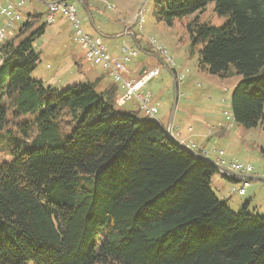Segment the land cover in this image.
I'll use <instances>...</instances> for the list:
<instances>
[{
  "label": "trees",
  "instance_id": "obj_1",
  "mask_svg": "<svg viewBox=\"0 0 264 264\" xmlns=\"http://www.w3.org/2000/svg\"><path fill=\"white\" fill-rule=\"evenodd\" d=\"M210 3L224 25L196 18L185 29L202 46L201 71L242 76L232 115L255 128L264 123V0H170L155 15L173 26ZM43 17L29 14L0 44V152L9 158L0 163V264H264V214L220 200L213 161L119 105L113 79L58 95L31 79ZM142 51L161 58L150 44Z\"/></svg>",
  "mask_w": 264,
  "mask_h": 264
},
{
  "label": "rangeland",
  "instance_id": "obj_2",
  "mask_svg": "<svg viewBox=\"0 0 264 264\" xmlns=\"http://www.w3.org/2000/svg\"><path fill=\"white\" fill-rule=\"evenodd\" d=\"M6 1L0 0V5L5 4ZM19 1L21 0H11L15 11L20 14L23 21L27 19L29 14L36 12L44 14L42 23L47 24L48 4L52 3L53 0H25V4L22 7H18ZM87 1L88 7L91 9L89 12L94 25L91 24L86 14L85 5L83 6L80 2L72 0L77 5L83 27L88 32L94 35L97 34L103 40L109 52L120 53L124 46L137 49L139 57L133 58L130 64L129 62L126 63V66L132 65L131 67L137 70L139 65H142V61H145L148 67H152L153 64L158 65L159 63L155 58L149 59L147 57L148 54L142 51L153 39L164 47L174 59L177 65L175 69L179 72V76L182 74L184 77L183 81L178 83V101L173 117H171V113L175 100L174 78L176 77L174 74L167 67L159 64L162 70L161 76L154 80L151 85L154 94L162 103L161 110H164V114H167L169 121L172 119L174 127L176 126L177 128L182 122L185 125V129L194 127L195 131L203 134L210 135L212 133L213 136L210 142L204 140L210 150L213 147L224 150L231 159L251 165L255 173L264 176V123H260L255 128L247 129L237 124L232 115L231 98L234 89L243 80L242 76L237 75L233 68H230L227 77H220L201 71L198 52L202 46L194 47L190 35L185 29L186 22L196 18L201 23H208L216 27L224 25L226 19L219 17L215 11L214 3H210L202 13H195L184 19L175 20L173 26H168L166 23L157 20L155 12L165 7L170 0ZM88 7L86 8L88 9ZM142 9H144L145 24L142 32H140L139 28L134 26V22ZM3 20L0 16V22ZM62 25L64 26L60 28L64 30L67 40L60 43L55 40V37L57 35L56 30ZM47 27L48 33L46 37L50 41L51 46L44 51L38 50L40 51V61L32 73L31 79H39V81L43 79L45 82L44 87L54 88L57 91L56 95L75 85L91 83L86 79L79 80L80 82L73 80L78 78L77 68L74 67L69 72L65 67L68 61L67 48L71 46L79 51V46L72 39L68 24L59 17L54 24H47ZM128 30H133V34L126 32ZM137 42H139V45ZM81 62L87 63L84 60V56ZM73 74L77 75L72 78ZM103 78L102 81L105 84V88L113 84L112 78L108 74H105ZM123 95L124 93L121 96ZM135 100L128 101L124 108H133L137 101ZM8 103L5 100L4 104L7 105ZM22 119L20 118L18 121L14 119V122L20 123L23 121ZM7 161H9V158L0 152V163ZM241 183L229 181L218 173L214 177L212 190L218 198L222 197V194L226 195L224 197H227L228 205L234 212H238L247 203H250V200L251 202L255 200L253 196H249V190L245 196L232 192L233 188L240 186ZM255 183L262 185V197H264V181ZM222 184L224 186L220 191ZM262 201L263 199L259 198L253 206L254 208H249V211H253L256 206L259 207ZM261 208L257 211L263 214ZM25 264L31 263L26 262Z\"/></svg>",
  "mask_w": 264,
  "mask_h": 264
},
{
  "label": "built area",
  "instance_id": "obj_3",
  "mask_svg": "<svg viewBox=\"0 0 264 264\" xmlns=\"http://www.w3.org/2000/svg\"><path fill=\"white\" fill-rule=\"evenodd\" d=\"M24 4L25 0H21L18 3V7H22ZM111 9L113 8L111 7ZM0 16L5 20H3V25L0 27V44H2L12 35L17 25L21 23L22 17L15 11L11 0H7L5 4L0 5ZM59 17L66 18L70 23L75 41L84 52V60L91 66L102 67L104 72L120 85L121 89L124 91V95L119 98V105L122 106L128 101L136 99L139 109L146 117L149 119H158L159 104L152 102V95L150 92L143 93L142 91L146 88L149 81L160 74V70H145L138 80H129L127 77L129 71L126 63L138 56L137 49L124 46L120 50V58H111L103 40L85 31L79 16L78 7L72 1H56L48 4L46 15L47 24H54ZM144 24V9H142L135 18L134 26H137L140 32H142ZM149 44L156 53L165 58L167 63L175 69V61L164 47L159 45L154 39L151 40ZM183 77V75L179 76V74L176 73L178 82H182ZM182 143L184 144V142L181 141V144ZM189 148L202 159L212 161L211 156L214 155L215 158L213 163L218 168L219 173L226 178L232 177L242 182L240 186L234 187L232 192L240 196H245L247 194L250 187V181H248L247 178L254 173L251 165L231 159L220 149H214L211 152L204 146L189 145Z\"/></svg>",
  "mask_w": 264,
  "mask_h": 264
},
{
  "label": "crops",
  "instance_id": "obj_4",
  "mask_svg": "<svg viewBox=\"0 0 264 264\" xmlns=\"http://www.w3.org/2000/svg\"><path fill=\"white\" fill-rule=\"evenodd\" d=\"M72 1V0H71ZM75 3V2H74ZM89 10L91 11V9H90V7H89ZM36 12H34V14H35ZM28 19V18H27ZM61 19H62V21H65L67 24H68V26H69V28H70V33L72 34V39L74 40V42L76 43V41H75V38H74V34H73V29H72V27H71V25H70V23L68 22V20L66 19V18H64V17H61ZM5 21V20H4ZM23 21V20H22ZM21 21V22H22ZM64 23V22H63ZM83 23V22H82ZM3 25V21L2 22H0V27ZM93 25H94V23H93ZM64 25H62V26H59L58 27V29L56 30L57 31V35H56V37H55V40L57 41L58 40V42H63L64 40L66 41L67 40V38H66V34H65V32H64V30H62L61 28L63 27ZM17 27H18V25H17ZM61 27V28H60ZM85 29V28H84ZM85 31H87L86 29H85ZM126 32H128V33H131V34H133V30H128V31H126ZM47 33H48V27L46 28V30H45V34L41 37V38H39L36 42H35V49L37 50V52L39 53V55H40V51H38V50H46V49H48L50 46H51V43H50V41L47 39V37H46V35H47ZM87 33L88 34H90V35H92V36H98L97 34L96 35H94L93 33H90V32H88L87 31ZM99 37V36H98ZM62 38V39H61ZM138 43V45H139V42H137ZM76 45H78L77 43H76ZM107 50H108V48H107ZM108 52H109V50H108ZM67 53H68V55H67V62H66V64H65V67L69 70V72H71L72 71V69L74 68V67H76L77 68V73H79L78 75L77 74H73L71 77L72 78H74V76L75 75H77V77L78 78H74L73 80H83V79H86V80H88V82H91V83H97L98 84V86L100 87V88H105V84H104V82L102 81L104 78H103V76L105 75V74H107L106 72H104V70H102V67H100V66H95V67H93V66H91L90 64H88V63H84V62H81V59L83 58V56H84V52H83V50L79 47V51H77V50H75L73 47H71V46H69L68 48H67ZM109 56L111 57V58H120L121 57V53H115V52H109ZM137 57H139V56H137ZM137 57H135V58H137ZM149 59H152V58H155L156 60H157V62L161 65V66H163V67H165V59L161 56V58L159 59L157 56H155L154 54H148V56H147ZM162 60H163V62H162ZM160 61V62H159ZM132 62V60L129 62V64ZM142 63V65L140 66L139 65V68L136 70V69H134V68H132L131 66L132 65H130V66H128L127 65V69H128V71H129V73L127 74V77H128V79L129 80H138L139 79V77L141 76V74H142V71L144 70H154V69H159L160 70V74H159V76H157V77H155V78H153L151 81H149L148 82V84L146 85V88L142 91L143 93H146V92H150L151 93V95H152V102L153 103H158L159 104V113H158V120L160 121V123L165 127V129H167L169 126H171L170 125V121H169V118L167 117V114H164V110H161V108L160 107H162L161 105H162V103L159 101V99H158V97L154 94V91L152 90V87H151V85H152V82L154 81V80H157L160 76H161V73H162V70H161V67L159 66V64L158 65H154L153 64V66L152 67H148L146 64H145V61H142L141 62ZM140 63V64H141ZM151 63V62H150ZM152 64V63H151ZM175 66H177L176 64H175ZM101 70H100V69ZM174 70H176L175 72L178 74L179 72H177V69H174ZM180 75H182V74H180ZM36 81H39V79H35ZM79 81V82H80ZM40 82H42V84H43V86H45V82L43 81V79H41L40 80ZM48 87H50V85H48ZM123 94V93H122ZM136 101V100H135ZM128 104V102H126L125 104H124V107L126 106ZM166 106V105H165ZM138 108H139V105H138V102L136 101V104H135V106L133 107V108H125L126 110H128V111H133V112H137L138 111ZM160 113H162L161 114V116H159V114ZM176 126L174 127V126H172V133L174 134V136L178 139V140H180V141H182V142H184V144H186V145H196V146H204L205 148H207L209 151H213L214 149H216V148H212L211 150L209 149V147L205 144V141L204 140H206L207 142H210V139L212 138V133L209 135H206V134H203V133H201V132H198V131H195L194 130V127H191V128H188V129H185V125L184 124H182V122L180 123V125H178V127L176 128ZM175 130H176V132H175ZM206 142V143H207ZM228 156V155H227ZM214 158H215V156L214 155H212L211 156V159H212V161H214ZM222 177H224V178H226L225 176H223L221 173H219ZM215 177V176H214ZM214 177L212 178V181H211V187H212V189H213V182H214ZM219 179V178H218ZM227 179V178H226ZM229 180V179H228ZM234 180H237V182L239 181L238 179H234ZM247 180L248 181H250V187H249V196H253L254 198H255V200H254V202H251V200H250V203H249V208H254L253 206L257 203V200L259 199V198H262L263 199V201L261 202L262 204L259 206V207H255V209H257V210H259V208H261V211H262V213L264 214V197H262V185L261 184H256L255 182H261V181H264V176H262L261 174H259V173H253V174H251L250 176H248V178H247ZM230 181V180H229ZM223 186H224V184H222L221 185V188H220V191L223 189ZM222 194V193H221ZM217 196V195H216ZM220 196V195H219ZM224 196H226V195H223L222 194V197H220L219 199L220 200H224V201H226L227 200V197H224ZM227 202V201H226ZM254 209V210H255Z\"/></svg>",
  "mask_w": 264,
  "mask_h": 264
},
{
  "label": "water",
  "instance_id": "obj_5",
  "mask_svg": "<svg viewBox=\"0 0 264 264\" xmlns=\"http://www.w3.org/2000/svg\"><path fill=\"white\" fill-rule=\"evenodd\" d=\"M65 1H69V0H61V2H65ZM75 1V0H74ZM76 1H78V2H80L81 4H82V1L81 0H76ZM84 6V5H83ZM84 9L86 10V14L88 15V18H89V20L91 21V24L93 25V22H92V19H91V15H90V12H89V10L84 6ZM138 49H139V47H138ZM144 72V70L142 71V73ZM174 81H175V84H174V90H175V100H174V105H173V109H172V115H171V117H173V115L175 114V111H176V106H177V101H178V86H177V82H176V78H174ZM170 125L171 126H169L167 129H166V133H167V135L170 137V138H172V139H174L180 146H182V147H185L186 149H189V150H191L190 148H189V146H187L186 144H181V141L180 140H178L175 136H173V134H172V126H173V121H172V119H170ZM192 151V150H191ZM208 160V159H207Z\"/></svg>",
  "mask_w": 264,
  "mask_h": 264
}]
</instances>
